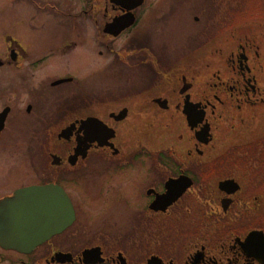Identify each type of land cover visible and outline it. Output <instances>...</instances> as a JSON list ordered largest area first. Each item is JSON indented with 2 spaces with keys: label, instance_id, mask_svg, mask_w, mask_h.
Masks as SVG:
<instances>
[{
  "label": "flooded vegetation",
  "instance_id": "af4514ba",
  "mask_svg": "<svg viewBox=\"0 0 264 264\" xmlns=\"http://www.w3.org/2000/svg\"><path fill=\"white\" fill-rule=\"evenodd\" d=\"M25 1L24 37L1 34L0 203L55 185L71 215L33 247L7 233L0 264H264V0Z\"/></svg>",
  "mask_w": 264,
  "mask_h": 264
},
{
  "label": "water",
  "instance_id": "95a60500",
  "mask_svg": "<svg viewBox=\"0 0 264 264\" xmlns=\"http://www.w3.org/2000/svg\"><path fill=\"white\" fill-rule=\"evenodd\" d=\"M66 200L64 191L55 185L18 190L13 197L6 198V204L4 201L0 203V210L6 207V211L16 218L11 223L13 229L7 230L6 236H3V228H0V239H6L9 233L12 239L28 240L26 244L15 241L12 246L14 248L23 249L37 245L51 233L58 231L53 226L56 222V219H52L53 216L59 215V225L69 221L64 219L71 215L70 213L66 215L63 210ZM56 205L59 208L57 212L54 210ZM66 206L70 208L71 204L67 201Z\"/></svg>",
  "mask_w": 264,
  "mask_h": 264
},
{
  "label": "rangeland",
  "instance_id": "374dc122",
  "mask_svg": "<svg viewBox=\"0 0 264 264\" xmlns=\"http://www.w3.org/2000/svg\"><path fill=\"white\" fill-rule=\"evenodd\" d=\"M34 14H35V10H34L33 6H31V4L26 2L25 0H0V52L5 48V43L1 37V34L3 35L4 33L10 32L16 38H18V37L23 38L24 37V26L26 25L25 21L27 22V20H29V19L33 21L32 16ZM246 23L249 25L251 30H257V31L264 30V21L263 22L262 21H260V22H249V23L246 22ZM192 27H194V23L188 22L186 24V30L187 29L192 30ZM205 37L206 36L203 35V41L205 40ZM192 45H194V41H192ZM37 57H39V54L35 55V53H33L28 58L27 62H34ZM107 60L109 61V59H107ZM63 63H64V65H67L69 63H72V61L69 58L59 59V60L49 59L48 61L45 62L44 66L42 67L41 70L40 69H38V70L33 69L35 71L34 72L35 74L32 75L31 72H29L28 84L38 85V83H40V80H44L45 83H46L47 79L52 78V80H54L55 79V76H53L54 75L53 73L55 72L54 67L58 66V68H59L62 66ZM67 67H73V65L70 64V65L66 66V68ZM13 76H14V73L11 74V71L6 70V79H8L10 77L13 79L12 86L8 85L6 87V101L9 100V97L11 98L10 100L15 101L16 98L13 96L17 97V96H21L24 94V90L22 89V85H19V82H18L19 78H17V75L15 78ZM27 92H25V93H27ZM42 100L46 101L45 100V92L43 93ZM6 104H12V103L6 102ZM46 105H47V103L45 104V107H46ZM48 105H50V104L48 103ZM45 109H47V108H45ZM9 162H15V161L13 159H11V160H9Z\"/></svg>",
  "mask_w": 264,
  "mask_h": 264
}]
</instances>
